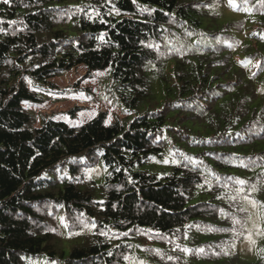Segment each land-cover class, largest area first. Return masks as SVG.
<instances>
[{
	"label": "trees",
	"instance_id": "1",
	"mask_svg": "<svg viewBox=\"0 0 264 264\" xmlns=\"http://www.w3.org/2000/svg\"><path fill=\"white\" fill-rule=\"evenodd\" d=\"M0 264H264V0H0Z\"/></svg>",
	"mask_w": 264,
	"mask_h": 264
},
{
	"label": "rangeland",
	"instance_id": "2",
	"mask_svg": "<svg viewBox=\"0 0 264 264\" xmlns=\"http://www.w3.org/2000/svg\"><path fill=\"white\" fill-rule=\"evenodd\" d=\"M85 73L84 67H78L53 79L52 82L63 93H49L46 101L39 105H29L27 108L39 116H51L55 120L66 122L71 126L85 124L100 112L106 113V124H110L116 119H123L125 117L123 109L115 98L110 80L105 76L106 72L94 73L87 79L83 78ZM76 83L79 84L76 87L78 90L74 91L72 86ZM85 89H89L90 93H86ZM74 107H78L79 110L71 116L69 112ZM127 118L132 119L133 117ZM85 173L101 185L106 171L102 164L98 163Z\"/></svg>",
	"mask_w": 264,
	"mask_h": 264
},
{
	"label": "snow or ice",
	"instance_id": "3",
	"mask_svg": "<svg viewBox=\"0 0 264 264\" xmlns=\"http://www.w3.org/2000/svg\"><path fill=\"white\" fill-rule=\"evenodd\" d=\"M4 3H8V0H4Z\"/></svg>",
	"mask_w": 264,
	"mask_h": 264
}]
</instances>
